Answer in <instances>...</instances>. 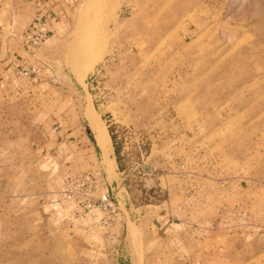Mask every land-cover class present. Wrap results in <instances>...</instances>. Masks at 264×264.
<instances>
[{"label": "rangeland", "instance_id": "obj_1", "mask_svg": "<svg viewBox=\"0 0 264 264\" xmlns=\"http://www.w3.org/2000/svg\"><path fill=\"white\" fill-rule=\"evenodd\" d=\"M61 10L31 52L38 13L15 2L0 13V264H264V0ZM77 35L101 55L85 83ZM85 172L113 211L65 200L66 175Z\"/></svg>", "mask_w": 264, "mask_h": 264}, {"label": "built area", "instance_id": "obj_2", "mask_svg": "<svg viewBox=\"0 0 264 264\" xmlns=\"http://www.w3.org/2000/svg\"><path fill=\"white\" fill-rule=\"evenodd\" d=\"M50 33V29L43 22V16L38 13L34 20L32 28L26 32V42L28 52L38 47L44 42ZM22 61H26L22 57ZM17 73L19 76L32 78L38 76V67L36 65H18ZM105 185L99 173L85 172L77 175L67 174L65 184L62 189L63 197L69 203L82 209V211H90L95 206H102L105 210H114V196L108 191H101Z\"/></svg>", "mask_w": 264, "mask_h": 264}, {"label": "bare ground", "instance_id": "obj_3", "mask_svg": "<svg viewBox=\"0 0 264 264\" xmlns=\"http://www.w3.org/2000/svg\"><path fill=\"white\" fill-rule=\"evenodd\" d=\"M87 29H85V30H87ZM99 30H100V27L95 26L94 28L91 27V29L88 30L87 33L89 34V36L90 35L93 36V34H99ZM101 30H100V32H101ZM89 36H87V38ZM94 37L95 36H93V38ZM76 38H79V36L77 35ZM80 40L83 44H86V43H84L82 38L78 39L79 42H80ZM87 40H89V39H87ZM78 41L76 42V44L79 43ZM72 44H73V46L71 47L70 52H72V54L75 55V61L74 60L73 61H74V63L76 62V66H77L76 68L75 67L74 68L76 69L75 71L77 73L79 80L81 82L85 83L84 79H85L86 74L94 69L98 60L101 58V55H99L100 52L96 53V51L94 50L95 53L92 54L93 53V51H92L90 56H88L90 49L89 50L87 49L88 48L87 44L85 45V47L81 46L82 44L75 45V42ZM72 44H70V45H72ZM89 47H91V46H89ZM84 56H86L85 60L87 59V61H85V62L81 61V59H83ZM72 59H74V56L72 57ZM87 116L89 118L90 127L94 133V138H95L96 144L102 149L103 156L108 158L109 157L108 156L109 151L111 150V148L113 149L111 135H110L109 130H108L107 126L105 125V123L99 118L98 113H97V111L94 107V104L92 102H89V104H88ZM115 163H116V161H115Z\"/></svg>", "mask_w": 264, "mask_h": 264}, {"label": "crops", "instance_id": "obj_4", "mask_svg": "<svg viewBox=\"0 0 264 264\" xmlns=\"http://www.w3.org/2000/svg\"><path fill=\"white\" fill-rule=\"evenodd\" d=\"M18 1L20 2L18 3ZM13 2L16 5L26 4L30 8L31 13H40L43 16V22L50 30L58 21L57 18L60 16L61 9H64L65 4V0H0V13L9 11V8L13 6Z\"/></svg>", "mask_w": 264, "mask_h": 264}]
</instances>
